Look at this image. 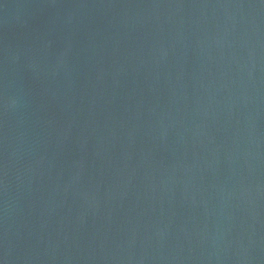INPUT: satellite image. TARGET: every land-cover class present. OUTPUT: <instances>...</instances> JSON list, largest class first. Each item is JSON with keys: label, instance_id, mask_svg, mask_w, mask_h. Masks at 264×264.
Here are the masks:
<instances>
[{"label": "water", "instance_id": "95a60500", "mask_svg": "<svg viewBox=\"0 0 264 264\" xmlns=\"http://www.w3.org/2000/svg\"><path fill=\"white\" fill-rule=\"evenodd\" d=\"M0 264H264V0H0Z\"/></svg>", "mask_w": 264, "mask_h": 264}]
</instances>
